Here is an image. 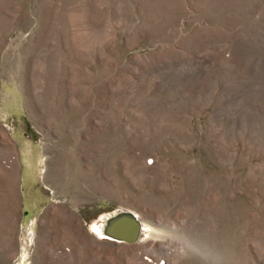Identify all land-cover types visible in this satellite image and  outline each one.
<instances>
[{
    "label": "rangeland",
    "instance_id": "374dc122",
    "mask_svg": "<svg viewBox=\"0 0 264 264\" xmlns=\"http://www.w3.org/2000/svg\"><path fill=\"white\" fill-rule=\"evenodd\" d=\"M14 104L0 264H264V0H0ZM118 209L148 234L97 238Z\"/></svg>",
    "mask_w": 264,
    "mask_h": 264
},
{
    "label": "water",
    "instance_id": "95a60500",
    "mask_svg": "<svg viewBox=\"0 0 264 264\" xmlns=\"http://www.w3.org/2000/svg\"><path fill=\"white\" fill-rule=\"evenodd\" d=\"M103 226L104 238L112 241L131 245L141 236V221L129 210L120 211L106 218Z\"/></svg>",
    "mask_w": 264,
    "mask_h": 264
},
{
    "label": "crops",
    "instance_id": "0c3cea01",
    "mask_svg": "<svg viewBox=\"0 0 264 264\" xmlns=\"http://www.w3.org/2000/svg\"><path fill=\"white\" fill-rule=\"evenodd\" d=\"M15 103V102H14ZM17 113H18V108L16 107V104H14V108H13V112L10 111V115H9V122L10 123H6L4 121V118L2 119V116H0V147L2 146V141H3V130L5 132L4 136H6V138L4 139L6 143H10L12 145V142L15 144L16 143V138H17V132L15 126L13 125L12 122L17 121ZM9 137V138H8ZM9 139V140H8ZM8 141V142H7ZM18 153V151H17ZM0 165H1V159H0ZM23 167H25L23 172L25 173V176L27 178V182L29 184V186L31 187L30 190L36 188V183L38 182V178H39V173H38V168H36L34 166V164L31 162H27L26 165H23ZM41 178V177H40ZM26 213V212H25ZM0 214H1V205H0ZM13 231L15 233L14 236V248H15V252L13 255V258H17L19 255V242H18V236H16V234H18V226H17V222H16V226H15V221L13 224ZM22 226V223H21ZM33 222L30 221V227L27 226L28 230L30 231V229H32L33 227ZM23 229V227L21 228ZM26 232H28L26 230ZM60 247H54V250H59ZM25 250L21 251L24 252Z\"/></svg>",
    "mask_w": 264,
    "mask_h": 264
},
{
    "label": "bare ground",
    "instance_id": "6f19581e",
    "mask_svg": "<svg viewBox=\"0 0 264 264\" xmlns=\"http://www.w3.org/2000/svg\"><path fill=\"white\" fill-rule=\"evenodd\" d=\"M119 211L118 212H120L121 210H124V211H127V210H125V209H118ZM118 212H114V213H110V214H106V215H104V216H101L102 218H100L99 220H97V221H94V222H91L90 224H89V229L92 231V228H93V226H95L97 229H99V231H100V235H97L96 234V232H94V231H92V233H94L95 235H96V237L97 238H102V239H105L104 238V235H103V233H102V229H103V225L105 224V221H106V218H108V217H110V216H112V215H115V214H117ZM133 214H134V216H136L137 218H138V216L133 212ZM146 234H148V231L146 230V226H145V224H143L142 222H141V237L142 236H145Z\"/></svg>",
    "mask_w": 264,
    "mask_h": 264
},
{
    "label": "snow or ice",
    "instance_id": "6c2138e0",
    "mask_svg": "<svg viewBox=\"0 0 264 264\" xmlns=\"http://www.w3.org/2000/svg\"><path fill=\"white\" fill-rule=\"evenodd\" d=\"M92 231L96 232L97 235H100L99 229H97L95 226H93Z\"/></svg>",
    "mask_w": 264,
    "mask_h": 264
},
{
    "label": "flooded vegetation",
    "instance_id": "af4514ba",
    "mask_svg": "<svg viewBox=\"0 0 264 264\" xmlns=\"http://www.w3.org/2000/svg\"><path fill=\"white\" fill-rule=\"evenodd\" d=\"M109 240V239H108Z\"/></svg>",
    "mask_w": 264,
    "mask_h": 264
}]
</instances>
